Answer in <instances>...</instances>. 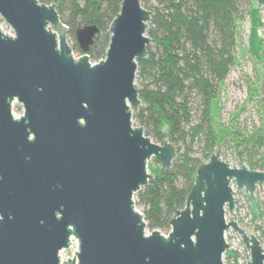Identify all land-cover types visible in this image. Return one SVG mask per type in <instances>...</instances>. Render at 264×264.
<instances>
[{"label": "water", "instance_id": "water-1", "mask_svg": "<svg viewBox=\"0 0 264 264\" xmlns=\"http://www.w3.org/2000/svg\"><path fill=\"white\" fill-rule=\"evenodd\" d=\"M0 16L14 32L0 28V264H225L230 229L250 252L248 264H264L257 238L227 221L234 186L247 195L251 224L264 220V172L231 167L219 154L199 167L169 234H147L135 196L153 181L150 161L168 170L176 149L133 121L142 103L138 63L151 44L152 13L141 0H123L106 57L95 64L88 53L99 30L77 31L76 59L56 5L0 0ZM72 240L77 253L62 261Z\"/></svg>", "mask_w": 264, "mask_h": 264}, {"label": "trees", "instance_id": "trees-1", "mask_svg": "<svg viewBox=\"0 0 264 264\" xmlns=\"http://www.w3.org/2000/svg\"><path fill=\"white\" fill-rule=\"evenodd\" d=\"M39 2L57 6L73 53L79 57L83 53L77 43V31L96 27L99 34L88 56L94 64L105 59L110 25L120 13L123 0ZM141 2L152 13L147 30L151 44L148 59L138 63L136 82L142 103L133 108V121L155 143L173 145L176 157L168 170L154 160L153 167H149L153 181L135 196V203L142 210L149 232L169 234L170 222L186 207L199 167L208 163L218 149L221 92L239 63V24L253 13L256 1ZM257 62L264 66V40ZM252 91L258 103H264V75L261 86ZM234 126L231 133L236 156L246 162L249 170L264 172V129H249L237 122ZM256 230L264 237V220ZM232 258L228 252L226 259L239 260L237 253Z\"/></svg>", "mask_w": 264, "mask_h": 264}, {"label": "rangeland", "instance_id": "rangeland-1", "mask_svg": "<svg viewBox=\"0 0 264 264\" xmlns=\"http://www.w3.org/2000/svg\"><path fill=\"white\" fill-rule=\"evenodd\" d=\"M0 28L5 34L14 36L13 30L5 23L1 16ZM261 40H264V8L259 7L256 3L253 13L239 24L237 48L239 63L232 69L223 86L220 97L221 111L217 117L220 142L215 154H219L222 161L227 162L231 167L235 168L245 167L248 169L246 162H242L236 156L234 143L232 142L233 134L231 132L234 130L236 122L242 126H249V129H252L254 126L264 129V103H258V97L252 91L253 88L261 86L264 75V66L257 62L260 60ZM69 44L72 45L71 41H69ZM74 57L76 59L80 58L77 54H74ZM23 114V107L16 103L13 106L14 117L20 118ZM233 119L236 121L235 124L233 123ZM153 163L154 160L150 161L148 169L149 167H153ZM234 193L236 208L232 214L227 213V221L238 223L249 235L259 237L261 243L264 244V238L260 237L256 230V227H259L262 221L252 225L250 205L249 208L241 209L238 204V200L242 196H245V192L239 191L234 186ZM257 199L262 203L261 207L264 212V186L258 188ZM138 210L142 213L141 209ZM147 234H151V232L147 230ZM163 235L166 236L167 234ZM238 238L239 236L233 234L232 231L227 233V242L233 249L230 252L231 258L237 253L236 250L240 249L238 242L240 238ZM76 253L77 248L74 246L61 253V260L68 261L73 259ZM237 254L240 259V254Z\"/></svg>", "mask_w": 264, "mask_h": 264}, {"label": "built area", "instance_id": "built-area-1", "mask_svg": "<svg viewBox=\"0 0 264 264\" xmlns=\"http://www.w3.org/2000/svg\"><path fill=\"white\" fill-rule=\"evenodd\" d=\"M238 204L240 205V208L241 209H245V208H249V204H248V202H247V199H246V197L245 196H242L239 200H238ZM230 232L232 231V233L233 234H235L236 236H239L238 234H236L232 229H230L229 230ZM228 231V232H229ZM228 232H226V234H225V238H226V242H227V233ZM258 233H259V236L260 237H262V238H264L263 236H262V234H261V232L260 231H257ZM248 234V233H247ZM168 235V234H167ZM166 235V236H167ZM249 235V234H248ZM251 236V235H250ZM252 236H254V235H252ZM256 238H257V240L260 242V245H261V247H262V249L264 250V244H262L261 243V240H260V238L259 237H257V236H255ZM240 238V239H239ZM239 246H240V249H238V250H236L237 251V253H239L240 254V257L242 258H240L239 260H238V262H235V261H233V260H229V259H226V254L228 253V252H231V250H233L232 249V247L230 246V244L227 242V244L229 245V250L225 253V255H224V258H223V260H224V263L225 264H248V263H250L251 262V255H250V252L249 251H247L246 250V248H245V246H244V244H243V242H242V239H241V237L239 236ZM76 247L77 248V250H78V244H77V242L75 241V240H72V246H71V248L72 247Z\"/></svg>", "mask_w": 264, "mask_h": 264}, {"label": "flooded vegetation", "instance_id": "flooded-vegetation-1", "mask_svg": "<svg viewBox=\"0 0 264 264\" xmlns=\"http://www.w3.org/2000/svg\"><path fill=\"white\" fill-rule=\"evenodd\" d=\"M21 117H22V116H21ZM21 117H20V118H21ZM20 118H16V117H15L16 120H19ZM31 139H32V136H31ZM245 197H246V199H247V195H246V194H245ZM247 202H248V201H247ZM248 204H249V203H248Z\"/></svg>", "mask_w": 264, "mask_h": 264}]
</instances>
